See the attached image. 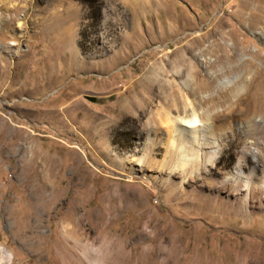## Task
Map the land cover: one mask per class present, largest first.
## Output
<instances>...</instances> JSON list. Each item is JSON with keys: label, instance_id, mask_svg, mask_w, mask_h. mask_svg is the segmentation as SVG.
I'll list each match as a JSON object with an SVG mask.
<instances>
[{"label": "rangeland", "instance_id": "1", "mask_svg": "<svg viewBox=\"0 0 264 264\" xmlns=\"http://www.w3.org/2000/svg\"><path fill=\"white\" fill-rule=\"evenodd\" d=\"M0 246L264 264V0H0Z\"/></svg>", "mask_w": 264, "mask_h": 264}, {"label": "bare ground", "instance_id": "2", "mask_svg": "<svg viewBox=\"0 0 264 264\" xmlns=\"http://www.w3.org/2000/svg\"><path fill=\"white\" fill-rule=\"evenodd\" d=\"M148 79H150L148 81H149V83L151 85L157 80V78L154 77V76H149ZM161 86H163V85L161 84ZM180 120L182 121V124H184V125H186L188 127H195L197 125V118H196L195 115L191 116V117H188V118H181ZM187 135L190 136V138H191V135L189 133ZM214 151L215 152H213L212 156H211L212 158H215L216 155H217V149H215ZM0 254H1V256H0V264L8 263L11 260L12 256L10 255V253L1 250V246H0Z\"/></svg>", "mask_w": 264, "mask_h": 264}]
</instances>
